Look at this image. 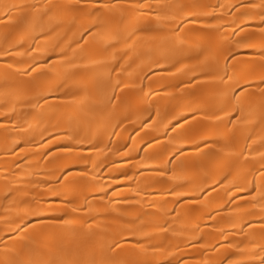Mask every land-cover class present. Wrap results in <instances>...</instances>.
<instances>
[{"label": "bare ground", "instance_id": "obj_1", "mask_svg": "<svg viewBox=\"0 0 264 264\" xmlns=\"http://www.w3.org/2000/svg\"><path fill=\"white\" fill-rule=\"evenodd\" d=\"M0 264H264V0H0Z\"/></svg>", "mask_w": 264, "mask_h": 264}]
</instances>
